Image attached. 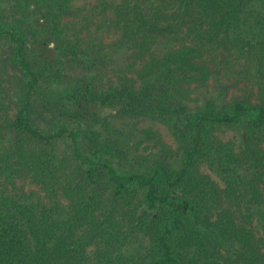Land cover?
<instances>
[{"label":"trees","instance_id":"trees-1","mask_svg":"<svg viewBox=\"0 0 264 264\" xmlns=\"http://www.w3.org/2000/svg\"><path fill=\"white\" fill-rule=\"evenodd\" d=\"M30 2L32 7L49 12V0ZM102 3L105 7L102 13L110 12L105 17L107 27L131 42L130 56L141 65L136 70L138 83L121 77L105 88H96L87 81L61 91L63 96L70 94L72 115L93 126L91 154L79 151L75 130L67 127L42 130L30 120V96L44 81L26 55V40L29 31L43 26L42 15L28 13L9 21L0 17V36L14 46V55L0 68L5 71L6 64L16 63L24 87L22 103L14 116L0 115V264H113V243L108 237L103 241L104 233L110 231L118 218H131L122 203H114L109 209L102 196L107 191L116 198L129 196L135 186L143 187V202L157 223L146 256L150 264H264V235L260 237L247 228L259 223L264 227V184H256L251 191L248 186L246 201L256 192L250 204L238 200L234 190L226 189V193L220 190L218 202L225 208L213 216L204 211L205 187L195 179L191 169L193 156L204 154L203 124H232L244 119L246 126L255 131L246 137L241 148L242 163L245 169L258 165L264 179V139L253 138L264 127L263 84L259 90L260 103L234 100L229 110L192 111L180 118L188 130L185 137L193 136L194 142L191 146L184 145L187 148L183 150L182 165L176 172H171L160 160L147 172L118 171L110 162L96 156L101 138L95 129L103 106L113 103L120 106L124 115L152 117L174 125L177 109L155 100V89L170 84L171 90L188 96V89L181 82L200 80L205 73L202 59L213 51L229 56L232 66L239 64L250 69L249 64L254 62L255 70H260L264 78V0H105ZM179 34L186 36L185 42L168 45ZM161 38L167 40L162 50L157 44L154 46ZM30 45L48 64L59 58L61 50L50 45L46 37L34 36ZM177 75L181 77L176 79ZM10 80L8 74L0 71V90ZM6 98L5 91L0 92V112L5 111ZM140 133L151 136L146 129ZM61 135L69 138L72 156L85 166L90 186L87 191L75 189L68 179L59 183L56 178L73 162L63 167L46 147L50 139ZM95 167L105 169L108 183L98 193L92 189L97 180ZM15 176L38 184L48 201L22 200L7 192L6 184ZM159 178L171 189L185 181L194 184L197 199L184 194H163ZM161 205L166 208L163 213L158 209ZM211 227L218 234L213 241L205 233L213 232Z\"/></svg>","mask_w":264,"mask_h":264},{"label":"rangeland","instance_id":"rangeland-1","mask_svg":"<svg viewBox=\"0 0 264 264\" xmlns=\"http://www.w3.org/2000/svg\"><path fill=\"white\" fill-rule=\"evenodd\" d=\"M49 1V12H46L32 7L30 0H0V17L9 21L28 13L31 16L42 15L43 26L29 31L26 40V55L35 72L44 81V85H39L30 96V120L42 130L51 131L61 127L75 130L78 134L79 151L91 154L94 138L90 130L93 126L72 115L70 94L63 96L61 91L87 81L96 88H105L117 83L121 77L135 79L138 83L136 70L141 62L130 56L133 48L131 42L120 38L119 34L107 27L108 20L105 17L110 12L102 13L105 8L102 2L105 0ZM34 36L46 37L50 45L61 50L55 63H46L31 49L30 42ZM185 39V35L179 34L168 45L182 44ZM166 43L167 40L161 38L154 46L157 44L156 47L162 50ZM213 52L202 59L205 61V73L201 74L200 80L181 82L182 87L188 89V96L183 97L174 92L170 84H166L164 88L158 85L155 89V100L177 109L174 125L152 117L124 115L119 110L120 106L114 103L104 105L99 114L100 122L95 127L101 138L96 156L110 162L120 172H147L157 160L163 161L171 172H176L182 165L183 150L187 148L184 145L191 146L194 142L193 136L185 137L188 130L180 123V118L186 112L219 108L229 110L234 100L260 103L262 99L259 90L262 88L261 84L264 85V78L261 77L260 70H255L256 64L251 62L250 69L239 64L232 66L228 62L229 56ZM12 55L14 46L4 36H0V67ZM5 69L0 68V71L10 76L11 82L0 90L2 93L5 91L7 96V103L3 107L5 111H1L0 115L8 114L10 118L22 103L24 87L16 63L6 64ZM179 76L181 77L177 75L175 78ZM45 101L49 103L45 104ZM202 127L204 132L201 136V148L204 154L193 156L191 169L195 179L200 180L205 187L206 196L202 198L204 211L214 216L225 208L218 202L220 190L223 189L225 193L226 189L236 191L238 200L241 201L245 200L248 186L251 191L257 187L256 184L263 185L264 179L258 165L245 169L242 163L241 148L246 137L254 130L246 126L244 119L238 123L203 124ZM143 129L151 136L140 133ZM261 137L264 139L263 126L253 138L258 140ZM46 147L54 160L62 166L68 167L70 161H73L69 168L59 172L56 177L58 182L64 183L68 179L75 189L87 191L90 186L86 181L85 166L72 156L73 147L69 138L65 135L52 138ZM94 171L97 180L92 189L98 193L101 188H107L108 183L104 168L95 167ZM158 183L163 194H184L197 199L194 184L190 185L187 181L173 189L167 187L162 178H159ZM6 185L7 192L22 200L48 201V196L46 198L40 186L23 176L13 177ZM143 192V187L135 186L129 196L116 198L110 191L102 196L103 203H107L109 209H112L114 203H122L126 215L131 218H118L110 231L104 233L103 241L106 242L108 237L113 243V264H150L146 256L150 252L157 223L151 218L150 210L143 202ZM255 194L256 192L250 194L251 200H245V203L250 204L255 199ZM158 209L163 213L166 208L161 205ZM247 228H251L260 237L264 235V227L260 223L250 224ZM211 229L213 232L205 233L213 241L218 234L212 227Z\"/></svg>","mask_w":264,"mask_h":264}]
</instances>
